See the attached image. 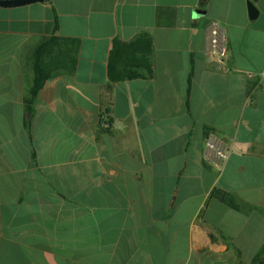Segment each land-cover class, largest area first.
Returning <instances> with one entry per match:
<instances>
[{
  "label": "crops",
  "instance_id": "obj_1",
  "mask_svg": "<svg viewBox=\"0 0 264 264\" xmlns=\"http://www.w3.org/2000/svg\"><path fill=\"white\" fill-rule=\"evenodd\" d=\"M209 20L227 70L203 53ZM143 33L151 76L111 81L113 41ZM263 67L264 0L0 6V264H260ZM209 130L233 140L220 172Z\"/></svg>",
  "mask_w": 264,
  "mask_h": 264
},
{
  "label": "built area",
  "instance_id": "obj_2",
  "mask_svg": "<svg viewBox=\"0 0 264 264\" xmlns=\"http://www.w3.org/2000/svg\"><path fill=\"white\" fill-rule=\"evenodd\" d=\"M204 55L216 62L221 69L227 70L228 36L224 25L217 20H209L204 29ZM257 78V86L264 91V67L257 73L248 72ZM233 147V140L224 138L214 130H209L204 138L203 157L205 162L217 172L227 160Z\"/></svg>",
  "mask_w": 264,
  "mask_h": 264
},
{
  "label": "trees",
  "instance_id": "obj_3",
  "mask_svg": "<svg viewBox=\"0 0 264 264\" xmlns=\"http://www.w3.org/2000/svg\"><path fill=\"white\" fill-rule=\"evenodd\" d=\"M39 47L35 52V59L39 53ZM152 41L147 33H143L135 39L122 42L114 40L107 63V73L111 81H119L136 77L151 76L152 74ZM34 85L30 94L34 95L40 88L46 75L42 73L37 62H34ZM264 259V258H263ZM260 261V259H259Z\"/></svg>",
  "mask_w": 264,
  "mask_h": 264
},
{
  "label": "water",
  "instance_id": "obj_4",
  "mask_svg": "<svg viewBox=\"0 0 264 264\" xmlns=\"http://www.w3.org/2000/svg\"><path fill=\"white\" fill-rule=\"evenodd\" d=\"M39 1L42 0H0V6L12 7V6L25 5ZM247 6H248L249 17L255 18L258 13L257 8L255 7L252 1H248ZM260 264H264V261H261Z\"/></svg>",
  "mask_w": 264,
  "mask_h": 264
}]
</instances>
